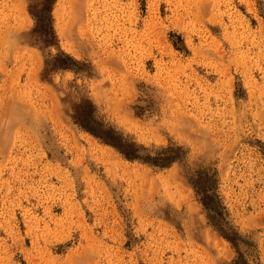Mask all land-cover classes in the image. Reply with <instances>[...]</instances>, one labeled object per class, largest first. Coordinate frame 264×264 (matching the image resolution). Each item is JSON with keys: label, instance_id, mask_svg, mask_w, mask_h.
<instances>
[{"label": "rangeland", "instance_id": "rangeland-1", "mask_svg": "<svg viewBox=\"0 0 264 264\" xmlns=\"http://www.w3.org/2000/svg\"><path fill=\"white\" fill-rule=\"evenodd\" d=\"M0 264H264V0H0Z\"/></svg>", "mask_w": 264, "mask_h": 264}]
</instances>
